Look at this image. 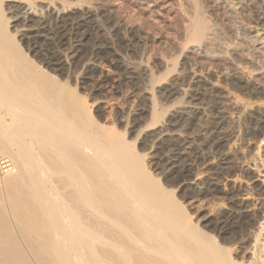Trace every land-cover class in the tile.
Segmentation results:
<instances>
[{
	"label": "bare ground",
	"instance_id": "1",
	"mask_svg": "<svg viewBox=\"0 0 264 264\" xmlns=\"http://www.w3.org/2000/svg\"><path fill=\"white\" fill-rule=\"evenodd\" d=\"M3 1H11L7 8L13 14H1L0 33L9 37L11 19L22 22L33 36L26 50L9 45L7 37V42L0 39V155L5 156L0 157V264H264V64L252 71L259 77L251 79V87L242 84L240 70L228 77L233 88L253 98L245 107L248 125L241 136L234 128H224L230 114L215 108L219 114L214 113L208 128V152L195 153L191 146L176 151V143L160 158L166 174L177 175L178 189L201 190L209 180L212 191L220 193L233 181L227 176L229 168L248 173L236 184V193L224 192L228 203L218 204L224 215L213 236L192 222L124 136L96 121L78 93L45 67L56 62L67 41L75 43H69L65 58L77 55L86 7L71 20L73 7L63 0ZM237 1L252 6L255 19L264 22V0ZM203 26L197 21L192 31L198 36ZM249 35L264 50V29L260 26ZM109 48L91 46L85 74L96 65L92 56L97 53L114 57ZM35 56L44 59V66ZM120 64L121 79L135 82L134 69ZM172 90L167 87L163 96ZM192 91L197 99L200 92ZM186 112L171 117L177 124L187 122L192 116ZM163 131L152 143L154 150L173 142ZM219 143L225 152L220 153ZM234 151L248 155L243 152L232 162L226 157ZM179 154L185 156L181 163ZM214 215L213 207L206 206L203 221Z\"/></svg>",
	"mask_w": 264,
	"mask_h": 264
},
{
	"label": "rangeland",
	"instance_id": "2",
	"mask_svg": "<svg viewBox=\"0 0 264 264\" xmlns=\"http://www.w3.org/2000/svg\"><path fill=\"white\" fill-rule=\"evenodd\" d=\"M0 2V16L2 14L4 18L11 17L13 14L10 12L11 7L7 8L11 6V1ZM63 2H69L73 7L72 11L68 12L71 20L82 15L81 6L86 7L85 11L88 13L83 25L85 28L81 27L79 32L82 44L77 47L75 57L68 55L69 58H65L69 43L73 45L75 43L73 40L67 41L61 45L56 62L50 65L51 67L49 65L45 67H49L50 73L57 80L65 82L78 93L96 121L124 136L134 151L140 154L147 171L153 177L160 178L161 183L173 193L193 223L217 236L219 219L224 215L218 204L228 203L224 192L229 190L230 193H236L238 182L245 181L248 173L229 168L228 179L236 181L226 182L223 187L226 190L220 193L212 191L211 185L207 184L209 180L201 190L178 189L177 175L166 174L160 158L169 155L168 151L176 143H179L176 144V151L179 147L191 146L194 147L195 153L208 152L206 151L208 147L206 139L209 140L210 136L208 128L215 121L217 113L215 111L218 110L230 114L224 128H234L233 130L238 131L240 136L243 134L245 126L248 125L245 107L253 98L233 88L228 77L240 70L242 84H247L248 87L253 86L252 78L259 77L252 71L264 64V50L259 44L256 46L252 43L253 37L250 38L249 34L257 33L260 26L264 29V22L255 19L253 16L255 10L253 11L252 6L244 4L243 6L237 3V0H63ZM197 21H201L205 26L200 36L193 32ZM7 22V28L4 29L10 33L9 37L8 34L5 36L4 33H0L5 36H1L0 39L6 41L7 37L6 42L9 45L26 50V46L32 42L30 35L31 37L33 35L23 29V24L19 20L8 19ZM244 29L246 30L243 31ZM47 35V32L41 33L43 37ZM66 38H69V35ZM97 44L102 46L106 44L110 47L111 56L114 57L109 59L113 58L114 61L111 64L108 55L104 52L97 53L94 55L95 58L92 56L96 65L90 70L91 73L85 74L83 69L91 56V46ZM29 55L32 56L31 53ZM40 57L33 58L44 66V59ZM117 61L134 69L138 74L135 82L121 79L123 70ZM167 87H172L173 92L170 96L164 97ZM192 89L200 92L197 99L192 97L195 94ZM260 98L264 99V96ZM192 105L200 108L196 111L191 110ZM178 111H184L192 117L187 122L177 124V119L171 117V114ZM163 128L165 132L162 134H166L165 139L172 138L173 142L170 141L171 143H166L165 147L154 150L152 143L156 136H160L159 131ZM218 148L220 153L225 152L222 143L218 144ZM243 152H229L226 158L232 162L236 161L242 154L248 155L247 151ZM179 156L177 160L181 163L185 156L180 154ZM206 206H212L215 210L214 218L208 223L203 221L202 217Z\"/></svg>",
	"mask_w": 264,
	"mask_h": 264
},
{
	"label": "built area",
	"instance_id": "3",
	"mask_svg": "<svg viewBox=\"0 0 264 264\" xmlns=\"http://www.w3.org/2000/svg\"><path fill=\"white\" fill-rule=\"evenodd\" d=\"M0 160H1V159H0ZM4 160H6V158H5ZM4 160H3V161H4ZM0 162H2V160H1Z\"/></svg>",
	"mask_w": 264,
	"mask_h": 264
}]
</instances>
